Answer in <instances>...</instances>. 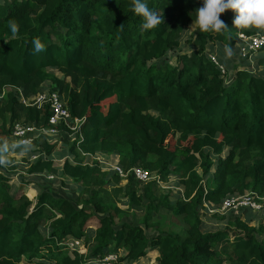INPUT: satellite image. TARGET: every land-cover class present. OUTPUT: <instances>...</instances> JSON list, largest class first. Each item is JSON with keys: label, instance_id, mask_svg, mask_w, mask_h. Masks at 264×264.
Wrapping results in <instances>:
<instances>
[{"label": "trees", "instance_id": "obj_1", "mask_svg": "<svg viewBox=\"0 0 264 264\" xmlns=\"http://www.w3.org/2000/svg\"><path fill=\"white\" fill-rule=\"evenodd\" d=\"M201 3L147 0L162 23L143 30L131 0H0V264H136L151 254L150 264H264V45L233 66L210 49L240 51L239 34L264 29L234 26L225 10L227 29L202 32ZM37 38L45 48L34 53ZM47 84L71 123L81 120L76 131L56 127L74 136L60 172L77 198L46 187L57 143L11 136L16 123L49 126L48 106L26 101ZM101 156L155 177H121ZM169 175L181 192L156 193ZM249 191L263 198L260 210L233 219L216 210ZM144 199L138 223L122 220ZM160 207L180 216L183 232L153 219ZM108 253L116 259L102 263Z\"/></svg>", "mask_w": 264, "mask_h": 264}, {"label": "built area", "instance_id": "obj_2", "mask_svg": "<svg viewBox=\"0 0 264 264\" xmlns=\"http://www.w3.org/2000/svg\"><path fill=\"white\" fill-rule=\"evenodd\" d=\"M238 36L241 37L243 41H246V43L248 44L247 46L250 49L258 48L264 45V35L245 37L244 35L239 34ZM26 101H29L30 104L36 105L38 107L48 106L50 111L48 118L49 126L37 128L34 125L20 123L14 124V126L12 127L11 136L18 140L19 144L24 145L21 142L27 141L28 143L25 146L31 145L35 142V138L38 137L39 134L45 133L48 130L57 131L56 127L59 124H63L73 131L77 130L81 120L74 119V123H71L69 112L65 107L59 92L55 89H51L49 85L45 89L38 91L35 95L30 96ZM37 157V153L31 155L32 159H35ZM110 167L121 177H125L129 173H131L138 181H146L152 177L148 170L143 169L140 166H133L129 170H124L118 165H112ZM48 177L52 176L49 175ZM260 199L263 198L254 191H249L240 195L226 196L219 203L217 210H219L220 212H237L241 208L245 207H249L254 210H260V208H262V200ZM77 243L78 242L74 241V243L70 242L69 245L73 246ZM115 259L116 255L114 253H108L102 258V263H109L110 261H114Z\"/></svg>", "mask_w": 264, "mask_h": 264}, {"label": "rangeland", "instance_id": "obj_3", "mask_svg": "<svg viewBox=\"0 0 264 264\" xmlns=\"http://www.w3.org/2000/svg\"><path fill=\"white\" fill-rule=\"evenodd\" d=\"M184 39V37L182 38ZM240 41H238L239 43ZM245 44V42L243 43ZM210 49L213 50H220V49H224L222 46H212L210 47ZM249 50V49H248ZM247 52L246 48H239L237 46V43H235L233 45V55L231 58L226 59L227 60V64L228 65H243L242 63V59H246L243 58ZM220 57L224 58V52H222V54H219ZM214 57V56H213ZM216 57V56H215ZM225 59V58H224ZM216 60V58H215ZM247 67H251V61L247 60ZM241 67V66H240ZM49 85V84H47ZM47 85L44 86L43 89H45V87H47ZM8 90H15L14 86H9ZM64 131H46L45 133H41L38 135L37 139L35 140V144L32 146L33 148L37 147V142L41 143L45 140L48 141H52L53 143H57L59 148V151L57 152H53L52 153V158H53V167L51 169V171L49 172L48 175H51L52 177L50 178L51 181H53V184L49 187L48 185L46 187H48L50 190H52L54 192V194H60V195H64V193L70 192L72 197L77 198L78 194H76L74 192L73 187V182L70 180H67V178L63 177V175L60 172V163L64 160V157L66 156L64 153L66 152V147L67 145L64 143H71L72 139H73V135L69 134V133H65L63 134ZM68 139V140H67ZM8 142H10V140H7ZM67 141V142H66ZM172 142V141H170ZM63 145V146H62ZM66 146V147H65ZM32 149V148H31ZM104 165H107V160L105 159L103 161ZM19 170H22L21 167H18ZM112 169V168H111ZM18 170V171H19ZM114 171V170H112ZM150 174L152 175V177L154 176V171H149ZM175 179H176V175H169L168 177V182H161V181H157V184H159L158 188L156 189V193H158V191L160 192H166L168 191H176V192H172L174 193V195L177 192H181V189L179 187L176 186L175 184ZM62 182H64L65 184L60 185ZM14 189L17 187V185H13ZM138 192L140 191V188L137 190ZM140 193V192H139ZM171 199H174V196L171 195ZM147 199L143 200V203L140 202L139 204L133 205L131 207V210L129 211V213L125 216L122 217V220L127 221L129 223H138V220L141 218L143 212H144V202H146ZM212 209V208H211ZM211 209L208 210L207 214H209L211 211ZM217 210V209H216ZM228 215V219H233L237 214H240L239 211L237 212H230V213H225ZM153 219H162V227L166 230V229H175V230H179L180 232H183V227L185 226V224L181 221L180 216H172L170 211L164 207H160L158 209V211L153 212ZM224 215V214H222ZM260 217V216H258ZM262 224H264V217L260 218ZM154 261V255L151 254L147 257H145L144 259H141L140 261H138L136 264H150Z\"/></svg>", "mask_w": 264, "mask_h": 264}, {"label": "clouds", "instance_id": "obj_4", "mask_svg": "<svg viewBox=\"0 0 264 264\" xmlns=\"http://www.w3.org/2000/svg\"><path fill=\"white\" fill-rule=\"evenodd\" d=\"M131 10L141 18V28L143 30H152L162 23V16L156 11L149 8L147 0H131L129 5ZM225 10H232L235 15L233 25L247 28L254 26L264 29V0H202L201 6L196 8L195 22L202 32H221L227 29L224 21L220 18V14ZM8 28L12 35H16L19 31V25L15 20L8 21ZM33 52L44 51L45 45L40 40L34 39ZM224 58H231L233 50L229 47L223 49ZM27 145V141L21 142Z\"/></svg>", "mask_w": 264, "mask_h": 264}, {"label": "crops", "instance_id": "obj_5", "mask_svg": "<svg viewBox=\"0 0 264 264\" xmlns=\"http://www.w3.org/2000/svg\"><path fill=\"white\" fill-rule=\"evenodd\" d=\"M245 42V44H243L242 46H241V48H246V46L248 45L247 43H246V41H244ZM246 49H248V46H247V48ZM57 131H59V130H57ZM37 139V137L35 138V140ZM57 151H59V148H57L56 147V152ZM99 155V154H98ZM65 158V157H64ZM99 158H100V156H99ZM101 161H104L105 159H104V156H101V159H100ZM107 165H109L108 163H107ZM113 164H111V165H109V166H112ZM262 213V212H261ZM262 217H264V216H262Z\"/></svg>", "mask_w": 264, "mask_h": 264}]
</instances>
